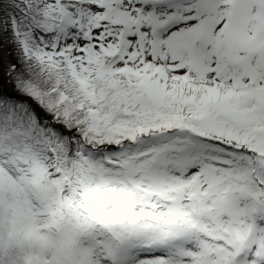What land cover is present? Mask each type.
<instances>
[{
	"label": "snow or ice",
	"instance_id": "snow-or-ice-1",
	"mask_svg": "<svg viewBox=\"0 0 264 264\" xmlns=\"http://www.w3.org/2000/svg\"><path fill=\"white\" fill-rule=\"evenodd\" d=\"M0 264H264V0H0Z\"/></svg>",
	"mask_w": 264,
	"mask_h": 264
},
{
	"label": "rangeland",
	"instance_id": "rangeland-1",
	"mask_svg": "<svg viewBox=\"0 0 264 264\" xmlns=\"http://www.w3.org/2000/svg\"><path fill=\"white\" fill-rule=\"evenodd\" d=\"M5 57L8 60H12L13 62L15 61V50L11 46H8L5 49Z\"/></svg>",
	"mask_w": 264,
	"mask_h": 264
}]
</instances>
